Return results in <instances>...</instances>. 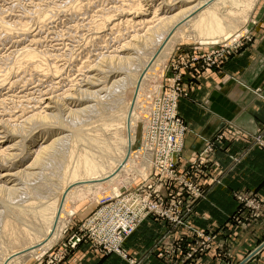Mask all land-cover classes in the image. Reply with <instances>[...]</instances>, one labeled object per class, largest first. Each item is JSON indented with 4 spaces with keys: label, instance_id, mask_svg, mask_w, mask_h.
Listing matches in <instances>:
<instances>
[{
    "label": "rangeland",
    "instance_id": "rangeland-1",
    "mask_svg": "<svg viewBox=\"0 0 264 264\" xmlns=\"http://www.w3.org/2000/svg\"><path fill=\"white\" fill-rule=\"evenodd\" d=\"M92 1L88 2L87 0H83V1L82 0H0V20L4 19V21L9 24H12V23L20 24V23H23V20H24V23H28V24L31 23L30 27H28V29L30 30V32L28 33L30 36L32 35V37L30 36L29 37L35 41H37V39L39 40L38 42H35L37 43V46H36V44H32L33 42H31L32 40H30L29 37L20 38L18 37V35L14 34L11 38H9L10 41H8V38L6 36H3L4 35L2 32L3 30L0 27V30H1L0 31V38H1L0 39V67L7 66L8 63L11 62V60L9 59L12 56L10 55L11 57H8L9 54L22 48V45L23 47L24 45L25 47H28V45L31 44L29 45V47H31L32 49L36 47L35 50L37 49L38 52H40L41 50V52L44 53L45 51V54H47L48 56H51L52 67L55 66L54 67L55 71L57 69L59 70V72L57 70L58 73L55 72L57 76L56 78H55V73H52V74L46 73V75L43 73L42 75H40V73H36V72L34 73L31 72L32 74H29L28 71L20 72L21 74L18 72V74L17 73L14 74L15 76L12 75V77H10L9 83L14 81L12 82L11 85H9L8 82L5 83L7 87L9 85L8 87L9 91L5 85H3L2 87L6 89V91L3 90V88H0V91H1L0 97L2 100H4L3 102L5 104V105L2 104L3 102L0 99V101L2 102V103L0 102V105H1L0 106V112H1L0 118L2 117L1 119H4V120H0V124H1L0 131L2 132L0 134V138H2L0 139V151H1V148L3 151L5 145L6 144L8 145L9 142L14 143L13 140H17L20 134H22V136L25 139L20 136V139H18L17 141H20V140L27 141L31 137L28 135L34 134L36 130L38 129L41 130L44 128V126H47L48 124H54V126H57L59 124L58 127L62 124L61 126L63 127L65 126L68 132H63L65 131L64 130L65 127H64V129H60L55 134H53L52 137L49 134L48 135L49 137H47L46 139L44 138V140H42L40 143L46 142L48 140L49 142L47 143H50V140L52 141V139L53 140L57 139V137L58 138L62 137L61 140L64 143H66V141L70 142L74 132L82 133L85 130L91 129L93 131H97V133L105 140L106 144H108L110 147H114L115 145L120 144V140H118L119 139L118 134H120L123 130L118 120H120L121 118L119 114L122 110L121 107L123 105V99L121 98L123 96L121 95V93H123L128 88L126 84L123 85L120 89L115 90L114 93H111L108 95L106 91L110 83L107 82L105 90L102 93V98L100 99L102 103L98 106L99 109L97 112H94L91 114H82L78 116L70 115L69 112L71 110L78 109L80 106L83 107V105L90 103L87 99V94L84 93L85 91H87V89H86L85 83H83L85 82L88 76L90 66L92 67L93 65H95L96 64L95 61L98 62L101 59H103V55L106 56L108 55L107 53H110L111 51H113V49L117 47V44L118 46L122 45L119 37H121L122 39L121 41L124 44L126 42L130 43L133 39H136V38L143 39V36H144L143 31L145 30H143L140 27L141 28L140 30H135L136 28H134L135 31L131 29V32L129 33L123 32L124 35L120 33L121 35L119 36V33H118V39L116 38L117 37L116 34H115V37L112 36L111 33H109V31L107 32L105 28L104 29L102 28L104 31L102 29H100L101 31L97 30L96 28L98 27L96 26L97 24H99V22L101 23L99 19L101 16H103L102 14L109 13L110 11H112L111 10L112 6L117 7L118 5L119 6L122 5L120 3L123 0H103V1L102 0H92ZM161 1L162 2L171 1L172 4H176V6H177V3L179 2V0H174V1L173 0H152L150 4L152 5V8H155L157 5L161 3ZM124 2L125 0L122 3L125 4L126 2L125 3ZM82 3H85V4H82ZM55 4L57 5L55 6ZM144 5L145 3L142 2V6ZM56 7H58L59 9ZM41 8H43V10ZM53 9L57 10V12L53 13L52 12L54 11ZM106 9L109 11H106ZM58 10L60 12H58ZM99 11H102V13L100 12L101 13L100 14ZM175 11H178V10H175ZM113 12H111V14ZM43 13L44 14L46 13L47 18L49 19L47 20L48 23L40 26L41 24L36 23V17L34 16H37V14L44 15ZM98 13L99 15H97ZM111 14L109 13V15ZM26 15L28 18L26 17ZM114 15L115 16L117 15L118 17L120 15V12L115 11L111 16H114ZM50 17L52 20L50 19ZM75 20L77 21L75 22ZM31 21H34V24ZM37 27L40 29L38 30ZM263 29H264V0H258L252 9L249 19L243 22L239 26V28L236 30V33L235 32L232 33L233 35L230 34L227 39H219V38L204 39L200 41L180 42L179 44H176L172 53L166 58L165 61L160 63L158 67L152 71L151 75L148 76L143 83L142 91L140 93V98L138 99V105L136 108L137 117L139 119V120L137 119L136 127H135L136 128L135 129V132H136L135 141L136 142L134 141V144L132 146L133 151L137 152V154H136V157L133 158V163L130 166V168H128L127 170H124L120 174V176L117 177L111 183H105L101 186L95 187V189L94 187H91L81 200L69 201L70 204H68V206L65 209V213H64V219H63L64 223L62 224L63 227L60 230L61 232L58 233V236L55 239L56 241H53L51 246L47 250L39 253V255L31 257L30 259H27L24 262V264H68L69 263L68 261H70L73 258V255L76 251H79L82 253L83 256L80 259L81 261L83 259L89 260L87 262L88 264H101L102 261L109 259V258L113 259L114 263H120V261L122 260V261H126L128 264H141V260H139L140 257L138 258L132 257L129 254L130 251H127L123 248V245L125 244V242L134 233L124 240V242L122 243V247L120 248L119 251H117L113 247V241L111 239L107 241L106 244L101 243L106 240L104 236L102 235L99 236V233H98L100 226L103 224V220L101 218L100 220L95 219V215H100L101 213H104L103 211H106L108 213L111 212L110 208L113 207V205L115 204V200L117 199L118 196L122 194L125 196L129 193L131 194L134 191V189H136L137 186L141 184L143 179H145L146 176L145 177L141 176V174L139 173L140 168H142V166L144 165L142 162L143 160L142 157H146L144 155V149H143L144 138L147 133V128L148 126H150V124L152 125L153 129L155 128V122L159 120L160 114L158 113V111L161 107V101H163V99H165L166 97H167V100L164 103L165 115L170 113L172 108H174V113L176 115V118H178L181 122H183L188 128V131L185 134L184 139H183L184 141L183 149L179 156L181 158V160H179L180 165L181 163H185L184 164L185 170L188 171L190 169V166L194 162L198 163L200 161H208V160L210 161V169H209L210 172L205 175H200L199 178L197 179V182L200 184L202 191L205 192V198L204 200H201V201L207 200L208 194L214 188L223 186L224 185L223 178L226 175V171H225L226 168H224L223 166L224 164L220 166V160L217 158V155H218L217 151L222 150V145H223L222 142H224L223 141L224 136L222 135V132H224V129L221 130L222 132L218 133V135H216L213 138V140L211 141L206 140L198 152L185 154V142H186L187 137L189 136L188 134L191 131H190L189 125L186 123V121H184V119L180 115L179 106H180V103L184 99L191 98L192 94L196 90L195 89L196 85H199L200 83L203 84V82L207 80L205 79L207 73L214 72V70H223L225 65L228 64L235 57L240 56L243 50H245L246 48H252L256 40L255 39L256 38L255 35H257L256 30H263ZM105 33L108 35H106ZM98 35H99V38H98ZM100 35L102 37L104 36L107 37L106 38L107 42L105 41V43H103L105 39L100 37ZM113 37L115 38V41H113L114 39ZM22 39H25V40L21 41ZM97 39L100 41H98ZM16 40H20V41H16ZM125 40L127 41L125 42ZM118 41L121 44H119ZM89 43L91 46L89 45ZM86 45H88V47ZM104 45L108 52L106 51ZM109 46L113 48H110ZM148 48H150V46ZM108 49H110V52ZM102 51L104 52L101 53ZM124 52L125 53L121 54L122 57H126L128 53L130 54L132 53L129 50L128 51L126 50ZM55 55L57 56V58H55L56 57ZM144 58L145 56L142 57V62L140 63L139 67L144 62L143 61ZM262 61L263 60L260 59L257 64L261 65ZM80 62H81V66H80ZM6 63L7 65H4ZM89 64L90 66H88ZM257 64H255L254 67H256ZM85 69H86V72H83L85 71ZM79 70H81L82 72ZM27 74H29L30 77ZM51 75H53V78ZM133 76L135 75L133 74ZM15 81L17 82V84L15 83ZM14 83L16 85H14ZM45 88L47 89L45 90ZM109 89H112V88L110 87ZM55 91H56V94H55ZM62 92L64 93V95ZM172 92H174L176 95V100H175L174 105H173L174 100L170 96ZM45 95H48L46 97H52V99L54 98L53 99L54 104L57 105L59 103L57 106L56 105L54 106H56L57 110H60L63 113L60 112L59 117L53 120L50 119V121L45 122V124L44 122H38V121L30 124L28 120L29 119L32 120L31 116L35 114L34 113L35 109L36 111L37 109H40V108L42 109L41 102L38 105L37 101H41ZM55 97L57 98L55 99ZM40 98L42 99L40 100ZM25 99L32 100L33 102L32 105L36 108H32V105L30 104V100H28L29 103H26ZM21 103L22 104L24 103L23 105L29 104L30 106H27V105L21 106L20 105ZM19 105H20L21 110H18ZM29 107L30 109L27 110ZM81 107L79 109H81ZM41 109L40 111L38 110L37 112H41ZM56 109L54 110L53 108L51 111L42 110V112L44 111L46 114H50V112L52 113L54 111L53 113L55 114L57 111ZM29 111L31 114H29ZM32 111H33V114H32ZM22 115L25 119L22 117ZM21 119H24V120H21ZM6 121L8 123L10 122V124H8ZM23 122L24 123L26 122V123L24 124ZM103 124L106 127H104ZM11 125L13 127H11ZM34 125H37V126H34ZM30 131H32L33 133L29 134ZM8 132L14 135H11L10 133L7 134ZM16 133L19 136L15 135ZM113 133L115 135H113ZM263 134L264 133L262 131H259L253 134L250 133V135H248L253 147L258 146L262 150H264V135ZM10 135H11V138H10ZM61 140H60L61 143L59 141H57L59 143H56V145L59 147L58 149V147L56 146L57 149L59 150L58 151L56 149L57 150L56 152H58V154L60 153V155H58V157H55L54 160L52 159L53 163H50L52 161L51 159L49 160V158H48V161L44 160L45 162H44V165L42 166L43 168L41 167L42 170L41 169L37 170V172L42 174V177L45 180L42 179L41 177L40 179L37 178L36 180H33V182L28 181L27 184H29L30 187L33 185L35 186V185H39L43 183H47L49 185V183L51 182L50 183V185L52 184L51 188L54 189L53 185L56 184L55 182L59 180V175H60L59 170H62V169H59L60 168L59 166H57L59 164L56 165V168L57 167L59 168L55 170L56 169L54 167L55 162L57 161L59 163V160H61L62 162V159L60 158H63V160H65L67 157L66 155L67 151L66 149H64L65 144ZM62 143L64 144V147L62 146L63 145ZM209 143L213 144L212 152L207 151ZM58 144H62L61 145L62 147L59 146ZM60 147L62 148V150ZM77 147L84 148L83 144H79L77 145ZM35 149L36 148L34 147L33 150L35 151ZM203 150L207 151L206 153H209V157L206 158L205 160L202 159V155L204 154ZM7 152H9V155ZM12 152L16 154L14 155ZM65 152L66 154H62ZM17 153L18 154L20 153L19 149L17 150V147H16V150L6 151L5 153H3V155L1 153L0 154V167L1 165L4 166L5 164L6 166H4V169L10 168L11 170L9 169L8 172L12 173V172L20 171L21 169L25 168L28 163H31L30 160L32 159H30L29 162L27 163L26 161L28 160L26 161L23 160L24 164L23 162L22 163L18 162L20 161V158H19L20 156L17 158L18 156ZM22 155H24V153H22ZM56 156H57V153H56ZM12 158L14 159L12 160ZM221 158L224 159V157H221ZM10 159L11 161H8ZM12 165H15V166H12ZM18 167L20 169H18ZM54 175L55 177L56 175H58L57 176L58 180L55 181ZM23 182H26V181L24 180ZM10 184L12 185V183ZM10 184L6 183L4 184L5 185L4 186L2 185V183H0V187L3 188V190L4 189L6 190L11 187ZM27 184L25 185L27 186ZM18 187L22 188L21 183L19 184ZM239 193L244 195L245 200L244 199L240 200L238 196H236ZM52 194L54 195V191L48 193V195L46 194L45 196L47 198L45 196H42L43 202H46L47 199H52L53 198ZM0 195H1L0 196L1 198H4V200L2 199L3 201L5 202L9 201V202H6L7 204L8 203L11 204L15 202V205L16 203L17 204L22 203L21 200H24L25 198V196L23 195H20L19 197H12L14 195H12L9 192H2L0 193ZM232 197L237 204L235 210L232 213H228V215H226L222 221H217L216 226L212 227L211 224L207 225L210 229L198 228V227L194 228L191 226V223L193 221L192 220L193 210L196 204L200 201H197L193 205L192 213L189 216L190 218L185 219L186 223L184 225H180L175 228L169 223H162L160 221H157L159 223L155 222L157 224L164 226V228L168 229L167 233L164 232L163 235L159 234L157 235V237L153 238L152 240V243L154 242L153 247H152L153 250L156 249V251H159L158 259L160 261V264H196V263L204 264L207 261V258L209 255L212 256L214 259H216L220 264H261V263L264 264V253H263L264 252V233H259V232H262L264 228V219H263L264 218V198H262L259 193L254 192V191L234 192ZM14 198H17V199H14ZM0 205L2 206V204ZM1 206H0V209H1L0 212L2 214L5 210H3ZM104 206H107L106 210H103ZM69 212H70V215H69ZM6 213L8 212L5 211L4 214L0 215V226H1V223L3 224V220H4L3 218L7 216ZM109 218H110L109 216H106V219L104 220V222H107ZM201 220L206 221L205 218H201ZM145 222H143L141 226ZM208 223L209 222L207 221V224ZM26 224L29 227L32 226L30 223L25 222L24 225ZM0 230H2L1 227H0ZM260 236L263 237L261 238L262 241L257 242L256 240L259 239ZM177 239H180V242L177 241L178 245L174 244V249H172L171 244ZM137 242L138 240L135 241V243ZM167 242H168L169 249H166L164 247V243H167ZM253 243H255L256 246L253 250H250L251 246H253Z\"/></svg>",
    "mask_w": 264,
    "mask_h": 264
},
{
    "label": "bare ground",
    "instance_id": "bare-ground-1",
    "mask_svg": "<svg viewBox=\"0 0 264 264\" xmlns=\"http://www.w3.org/2000/svg\"><path fill=\"white\" fill-rule=\"evenodd\" d=\"M87 1L90 2L92 0H87ZM127 1L125 0V2H126V3L124 2L125 4H123L121 2L120 4H122V5H120V6L117 4L118 5L117 7H114V6L111 7L112 11L109 12L110 14L113 11L114 12L115 11L120 12V15L118 17H117V15L116 16L114 15L117 18H115L114 16H111L114 12L111 15H109V13H103L102 14L103 16H101L99 19V21H101V23L99 22V24H97L96 27H98V28H96V29L100 30L102 28L103 29L105 28L107 30V32L109 31V33H111L112 36L115 37V34H116V36H117L116 38L118 39V33L120 36L121 35L120 33H122V35H124L123 32H127V33L131 32V29L134 30V28H136L135 30H140L142 28L143 30H145V31L142 30L144 32L143 39L136 38L130 42L128 40L129 38L127 37L128 38L127 40L130 43H127L126 42L127 40H125L126 43L124 44L121 41L122 40L121 37H119L122 45L118 46V44H117V47L115 49H113V51H111V52H110V49H108L110 53H107L108 51L104 45V47L107 51V52L106 51L105 52L108 55H106L104 53L106 56L103 55V59L98 61L97 60L98 58H97L96 60L98 62L95 61L96 64L93 65L92 67L90 66V64L88 65V66H90V70L88 69L89 70L88 76H87L85 82H83V83H85V86L87 89V91H85L84 93L87 94V99L90 103L83 105V107L80 106L81 109H79L80 108L79 107L78 109L71 110L69 112L70 115H74V116H78V115H82V114H91V113L97 112L99 109L98 106L102 103V101L100 99L102 98V93L105 90L107 82L110 83V85L106 91V93L108 95L111 93H114L115 90L120 89L123 85L126 84L128 88L123 93H121V95L123 96V97H121L123 99V105L121 107L122 110L119 114L121 116V118H120V120H118V122H119V124L123 130L120 134H118V136H119L118 140H120V144L116 143L117 145H115L114 147H110L108 144H106L105 140L97 133V131H93L91 129L85 130L82 133L74 132L70 142L65 140L66 143H64L61 140L62 137H59V138L57 137V139H54V140L52 139V141L50 140V143H47V142H49V140L46 142L40 143L42 140H44V138L46 139L47 137H49L48 136L49 134L52 137L53 134H55L58 130L64 129L65 126L64 127L61 126L62 124L59 127H58L59 124L58 125L56 124L57 126H54V124H48L47 126H44L43 129H41V130L38 129L39 131L36 130L38 132L35 131L34 134L28 135L31 137L27 141H25V140L24 141L23 140L17 141L18 139H20V136L21 137H23V136H22V134H20V136H19L16 133L15 135L19 136V138L17 140H13L14 143L9 142L7 145L4 142L7 146L5 145L3 151L1 148L0 154L2 153V155H3V153H5L6 151L16 150V147H17V150L19 149V152H20L19 154L17 153L18 154L17 158L20 156L19 157L20 161H18V162H20V163L23 162V164H24V161L28 160V161H26V163H27V162H29L30 159H32V160H30L31 163H28L27 166L25 168L21 169L20 171L15 170L17 172L9 173L8 170L10 168L4 169V166H6L5 164H4V166L1 165V167L3 169L0 167V169H2V170H0V183H2V185L6 184V183H8V184L12 183V185L10 184L11 187L9 189L3 190V188L0 187V193L9 192L12 195H14L12 197H19L20 195L25 196L24 200H21L22 203H19V204L16 203V205H15V202H13L14 204L13 203L7 204L6 202H9V201L5 202V201H3L4 198L0 197V204H2V206L1 205L0 206L3 208V210H5L9 213V214L6 213L7 214L6 217H4V216H3L4 218L2 217L4 220H3V224L1 223V226H0L2 229V230H0L2 232V233L0 232L1 233L0 234V257L2 256L0 258V264H24V262L27 259H30L31 257L37 256V255H39V253L47 250L51 246L53 241H56L55 239L58 236V233L61 232L60 230L62 229V227H63L62 224L64 223L63 219H64L65 209L68 206V204H70L69 201L81 200L85 196V194L89 191V189L91 187H94V189H95V187L101 186L105 183H111L117 177H119L120 174L124 170H127L128 168H130V166L133 163V158H135L136 154H137V152L133 151L132 146H133L135 138H136V132H135L136 128L135 127H136V121L138 119L137 113H136V108L138 105V99L140 98V93L142 91L143 83H144L145 79L151 75L152 71L155 68H157L160 63L165 61L166 58L172 53L176 44H179L180 42L200 41V40H204V39H215V38L227 39L230 34H232L234 32L236 33V30L239 28V26L243 22H245L249 19V16L252 12V9L258 0H179V2L177 3V6H176V4H172L171 1L170 2L169 1H167V2L161 1V3L157 6L154 4L156 6L155 8H152V5L150 4V2H152V0H127ZM142 2L145 3L144 6H142ZM82 4H85V3H82ZM157 4H158V2H157ZM56 5L57 4H55V6ZM73 6H75V5H73ZM56 8H58V7H56ZM41 9L43 10V8H41ZM45 10H46V8H45ZM53 10H54V11H52L53 13L57 12V10H55V9H53ZM175 10H178V11H175ZM79 11H80V9H79ZM103 11H104V9H103ZM106 11H109V10L106 9ZM36 12H38V11H36ZM42 12H44V11H42ZM58 12H60V11L58 10ZM100 12L102 13V11H99V13ZM99 13L97 15H99ZM29 15H30V13H29ZM26 17H27V15H26ZM34 17H36V23L41 24L40 26L48 23L47 20L49 18H47L46 13L44 15H41V14L38 15L37 14V16H34ZM50 19H51V17H50ZM2 20H0V27L3 30L2 31L4 34L3 36H6L8 38V41H10L9 38H11L14 34L18 35V37H20V38L21 37L22 38H28L30 36L28 33V32H30V30L28 29V27H30V24H31L30 21H29L30 24L24 23V20H23V23H20V24H13V23L9 24V23L5 22L4 19H2ZM76 21L77 20H75V22ZM31 22H33V24H34V21H31ZM137 28H139V29H137ZM39 29L40 28H38V30ZM44 29H45V27H44ZM96 33H97V31H96ZM101 35H100V37H102ZM106 35H108V34H106ZM132 36H133V34H132ZM30 37H32V35ZM131 37H130V39H131ZM98 38H99V35H98ZM102 38L105 39L103 42V43H105L107 37L104 36ZM34 39H36V38H34ZM125 39H126V37H125ZM23 40H25V39H22L21 41H23ZM30 40H32V39L30 38ZM30 40H28V41H30ZM16 41H20V40H16ZM38 41L39 40L37 39V41L32 40L31 42H33L32 44H36V46H37V43H35V42H38ZM98 41H100V40H98ZM113 41H115V38L113 39ZM120 42L118 41L119 44H121ZM29 45H31V44H29ZM29 45H28V47H29ZM89 45H90V43H89ZM86 46L88 47V45H86ZM149 46H150V48H148ZM28 47H25V45L23 47V45H22V48L19 47L20 48L19 50L8 55V57L12 56L9 59V60H11V62H9L8 65H7V63L4 64L7 66H3V64H2L3 67H0V88H3L2 86L5 85L6 82H8V84L11 85L12 82H14V81L9 83L10 77H12V75H14L16 73L18 74V72L20 73V72L28 71L29 74H32L31 72H33V73L36 72V73H40V75H42L43 73L46 75V73L52 74V73L57 72L58 69L55 71V68H54L55 66L52 67L51 56H48L47 54H45V51H44V53L41 52V50H40L41 53L38 52L37 49H36L37 50L36 51L35 50L36 47H34V49H32L31 47H29V48ZM110 48H113V47H110ZM119 48H121V49H119ZM126 50L127 51L129 50L132 53L130 54L127 52L128 54L126 55V57H122L121 54L125 53L124 51H126ZM49 51H51V50H49ZM47 52H48V50H47ZM103 52L104 51H102L101 53H103ZM143 56H145V58L143 60L144 62L139 67L140 63L142 62ZM55 58H57V56ZM54 65H56V64H54ZM80 66H81V62H80ZM81 69H82V67H81ZM79 71H81V70H79ZM79 71H78V73H79ZM58 72H59V70H58ZM83 72H86V69ZM29 74H27V75L29 76ZM59 74H61V73H59ZM85 74H87V73H85ZM85 74H83V75H85ZM133 74L135 76H133ZM47 75H49V74H47ZM51 76L53 78V75H51ZM82 76H81V78H82ZM56 77L57 76L55 73V78ZM43 78H45V77H43ZM58 80H59V78H58ZM55 82H56V80H55ZM15 83L17 84L16 81H15ZM15 83H14V85H16ZM52 84H53V82H52ZM9 85H8V87H9ZM81 85H83V84H81ZM8 87H7V89H8ZM12 87H13V85H12ZM110 87L112 89H109ZM46 89L47 88H45V90ZM3 90L6 91V89H4V88H3ZM8 91H9V89H8ZM46 93H47V91H46ZM55 94H56V91H55ZM42 95H44V94H42ZM63 95H64V93H63ZM46 96H48V95H45L44 96L45 98L43 97V99L40 98V100L42 99L41 101H37L38 105L41 102L42 109L40 108L41 112H37L38 110L40 111V109H37V111L35 109L36 112L33 109L35 114L31 116L32 120H30V119L28 120V122H30V124H32L33 122L35 123L36 121L44 122V124H45V122L50 121V119L53 120V119L59 117L60 112H62V111L56 109V106L59 103L57 105L54 104V100H53L54 98L52 99V97H46ZM56 98L57 97H55V99ZM64 98H66V97H64ZM0 99H1V97H0ZM28 100H30V99H27L25 102L29 103ZM37 100H38V98H37ZM3 101L4 100H2V102ZM78 101H80V100H78ZM20 102H21V100H20ZM22 102H24V101H22ZM31 102H32V100H30V104L32 105L33 102L32 103ZM37 102H36V104H37ZM6 103H7V101H6ZM34 103H35V101H34ZM2 104H4V102ZM23 104L21 103L20 105L22 106ZM36 104H34V105H36ZM20 105L18 106V110H21ZM26 105H23V106H26ZM54 105H56V106H54ZM27 106H30V105L28 104ZM21 108H23V107H21ZM32 108H36V107H34L32 105ZM53 108H54V110L55 109L57 110L55 114L53 113L54 111L52 113L50 112V114H46L44 111L42 112V110L51 111ZM58 108H60V107H58ZM24 109H25V107H24ZM29 109H30V107L27 110H29ZM30 111H29V114H31ZM33 111H32V114H33ZM18 112H20V111H18ZM42 114H44V115H42ZM27 115H28V113H27ZM22 117H23V115H22ZM1 118H0V120H4ZM24 119H21V120H24ZM10 122L9 123L7 122V123L10 124ZM4 123H5V121H4ZM34 126H37V125H34ZM103 126L106 127L104 124H103ZM11 127H13V126L11 125ZM28 130H29V128H28ZM64 130L65 131H63V132H68L66 130V127ZM1 133L2 132L0 131V134ZM9 133L10 132H8L7 134H9ZM30 133H33V132L30 131L29 134ZM10 134L14 135L12 133H10ZM11 135H10V138H11ZM113 135H115V134L113 133ZM5 137H6V135H5ZM0 139H2V138H0ZM67 139H69V138H67ZM60 140L65 144L66 148L64 147L63 143H62L63 145L62 144H58V145L59 146L62 145L64 147V149H66L67 154H66V152L62 153V154H66L67 157L65 160H63V158H60V159H62V162H61V160H59V163L57 161H56L57 163L55 162L54 167L56 168V165L59 164L57 166H59L60 168L59 167H57V168L62 169V170H59L60 171L59 172L60 173L59 180L57 177L58 175H56V177L54 175L55 181L58 180L55 182L56 184L53 185L54 189L51 188V185H52V184L50 185L51 182L49 183V185L47 183H43V184H39V185H35V186L33 185L30 187L29 184H27L28 181L33 182V180H36L37 178L40 179L42 177V174L37 172V170L41 169V167L44 165V162H45L44 160L48 161V158H49V160L51 159V161H52V159L54 160L55 157H58V155H60V153L58 154V152H56L59 149V147L56 145V143H59ZM57 141H59V142H57ZM79 144H83L84 148H78L77 145H79ZM56 146L58 147V149ZM34 147L36 148L35 151L33 150ZM61 150H62V148H61ZM61 150H60V152H61ZM7 153L9 155V152H7ZM22 153H24V155H22ZM56 153H57V156H56ZM59 157H61V156H59ZM142 158H143L142 162L144 165L143 166L141 165L142 168H140L139 173L141 174V176L145 177V176H147V174L149 173V170H150V161L146 157H142ZM13 159L14 158H12V160ZM8 161H11V159ZM50 163H53V161ZM10 164H12V163H10ZM10 164H8V165H10ZM12 166H15V165H12ZM19 167H18V169H20ZM57 168L55 170H57ZM57 173H58V171H57ZM140 174H139V176H140ZM42 179H44V178L42 177ZM24 180L26 182H23ZM37 181H39V180H37ZM20 183L22 185V188L18 187ZM25 184H27V186ZM6 188H8V187H6ZM52 191H54V195L52 194L53 198L47 199L46 202H43L42 196H45L46 194L48 195V193H50ZM50 198H51V196H50ZM14 199H17V198H14ZM23 202H25V203H23ZM4 212L2 214H4ZM2 214L0 212V215H2ZM69 215H70V212H69ZM2 218H1V220H2ZM25 222L30 223L32 226L29 227V226H27V224L24 225Z\"/></svg>",
    "mask_w": 264,
    "mask_h": 264
},
{
    "label": "crops",
    "instance_id": "crops-1",
    "mask_svg": "<svg viewBox=\"0 0 264 264\" xmlns=\"http://www.w3.org/2000/svg\"><path fill=\"white\" fill-rule=\"evenodd\" d=\"M263 30H256L255 48L253 46L243 50L223 70L207 73V80L196 85L191 98L180 103V115L192 132L185 142V154L198 152L206 140H213L224 129L222 150L217 151L220 166L224 164L226 168L224 185L214 188L207 200L196 204L191 223L194 228L210 229L207 225L214 227L217 221H222L228 213H232L237 205L232 197L234 192L254 191L264 198V150L258 146L253 147L248 137L250 133H264ZM260 59L263 60L261 65L257 64ZM255 64L257 68L254 67ZM184 164L181 163L185 168ZM155 222L157 221L153 219L146 220L123 245L132 257H140L141 264H160L159 251L153 250L152 240L159 234L167 233L168 229ZM259 233H264V228ZM261 238L263 237L260 236L256 241L261 242ZM255 246L253 243L250 250ZM82 256L81 252L76 251L67 263L88 264L89 260H80ZM112 263L111 258L101 262ZM114 264L128 263L121 260ZM204 264L220 263L209 255Z\"/></svg>",
    "mask_w": 264,
    "mask_h": 264
},
{
    "label": "built area",
    "instance_id": "built-area-1",
    "mask_svg": "<svg viewBox=\"0 0 264 264\" xmlns=\"http://www.w3.org/2000/svg\"><path fill=\"white\" fill-rule=\"evenodd\" d=\"M170 96L174 105L176 95L172 92ZM166 100L167 97L161 101L159 120L155 122L154 129L151 124L148 126L143 142L144 155L150 161L149 173L131 194L117 197L115 204L110 208L111 212L103 211L104 213L95 215V219L103 220L98 233L106 240L101 243L106 244L111 239L117 251L122 247L124 240L148 219L169 223L175 228L184 225L185 219L190 218L193 205L205 198V192L197 179L200 175L210 172V161L194 162L188 171L180 165L179 156L188 128L176 118L174 108L168 116L165 115ZM212 147L213 144L209 143L207 151L212 152ZM207 151L203 150V160L209 157ZM236 196L245 200L241 193ZM106 207L104 206L103 210H106ZM106 216L110 218L104 222ZM177 241L180 242V239L171 244L172 249L174 244L178 245ZM164 247L169 249L168 242L164 243Z\"/></svg>",
    "mask_w": 264,
    "mask_h": 264
}]
</instances>
